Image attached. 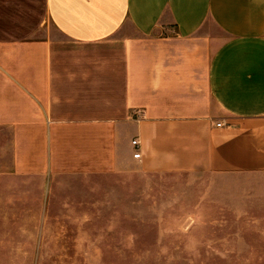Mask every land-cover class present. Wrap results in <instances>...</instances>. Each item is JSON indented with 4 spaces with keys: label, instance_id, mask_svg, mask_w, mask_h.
Returning a JSON list of instances; mask_svg holds the SVG:
<instances>
[{
    "label": "crops",
    "instance_id": "0c3cea01",
    "mask_svg": "<svg viewBox=\"0 0 264 264\" xmlns=\"http://www.w3.org/2000/svg\"><path fill=\"white\" fill-rule=\"evenodd\" d=\"M0 133L18 175L264 172V0H0Z\"/></svg>",
    "mask_w": 264,
    "mask_h": 264
},
{
    "label": "rangeland",
    "instance_id": "374dc122",
    "mask_svg": "<svg viewBox=\"0 0 264 264\" xmlns=\"http://www.w3.org/2000/svg\"><path fill=\"white\" fill-rule=\"evenodd\" d=\"M1 137L0 264H264V172L18 175Z\"/></svg>",
    "mask_w": 264,
    "mask_h": 264
},
{
    "label": "built area",
    "instance_id": "2783aa9c",
    "mask_svg": "<svg viewBox=\"0 0 264 264\" xmlns=\"http://www.w3.org/2000/svg\"><path fill=\"white\" fill-rule=\"evenodd\" d=\"M221 126V125H218ZM133 144L136 146L137 145V141H134ZM141 155L140 153L135 154V159H140Z\"/></svg>",
    "mask_w": 264,
    "mask_h": 264
}]
</instances>
